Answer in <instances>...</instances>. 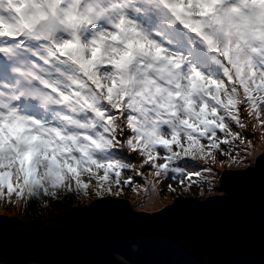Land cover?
I'll use <instances>...</instances> for the list:
<instances>
[{
  "label": "snow or ice",
  "instance_id": "1",
  "mask_svg": "<svg viewBox=\"0 0 264 264\" xmlns=\"http://www.w3.org/2000/svg\"><path fill=\"white\" fill-rule=\"evenodd\" d=\"M240 192L264 244V0H0L2 264H66L8 258L47 223L120 232Z\"/></svg>",
  "mask_w": 264,
  "mask_h": 264
},
{
  "label": "water",
  "instance_id": "2",
  "mask_svg": "<svg viewBox=\"0 0 264 264\" xmlns=\"http://www.w3.org/2000/svg\"><path fill=\"white\" fill-rule=\"evenodd\" d=\"M8 258L66 264L108 260L114 264L128 260L153 264H259L264 260V244L258 202L250 193L240 192L232 202L209 206L196 216L144 222L120 232L106 230L100 222L87 218L47 223L26 241L10 246Z\"/></svg>",
  "mask_w": 264,
  "mask_h": 264
},
{
  "label": "rangeland",
  "instance_id": "3",
  "mask_svg": "<svg viewBox=\"0 0 264 264\" xmlns=\"http://www.w3.org/2000/svg\"><path fill=\"white\" fill-rule=\"evenodd\" d=\"M166 188H165V193H166ZM129 196L131 197L132 196V194L131 193H129ZM133 201V200H132ZM63 210H65V209H62V210H60V211H63ZM0 211H2V209H0Z\"/></svg>",
  "mask_w": 264,
  "mask_h": 264
}]
</instances>
